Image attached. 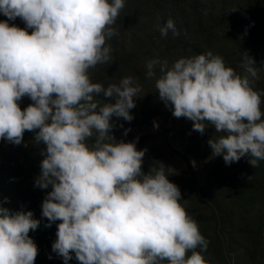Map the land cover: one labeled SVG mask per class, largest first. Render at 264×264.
Masks as SVG:
<instances>
[{
    "label": "clouds",
    "instance_id": "obj_1",
    "mask_svg": "<svg viewBox=\"0 0 264 264\" xmlns=\"http://www.w3.org/2000/svg\"><path fill=\"white\" fill-rule=\"evenodd\" d=\"M124 7L125 0H0V13L33 29L29 34L0 22V140L19 145L32 131L35 142L46 145L35 186L52 188L39 204L46 227L61 221L52 250L64 264L73 253L80 264H206L201 253L209 242L182 206L179 187L166 175L171 169L160 163L144 173L146 150L111 134L113 117L134 119L130 110L142 87L132 77L106 88L89 77V69L110 60L106 39L118 35L112 25ZM149 7L144 3L142 16ZM159 31L162 37L180 34L172 19ZM157 66L155 87L173 115L194 122L201 134L207 125L223 133L208 141L214 157L230 165L248 156L259 167L264 113L262 93L252 86L258 79L252 57L243 53V75L211 51L171 66L152 59L147 77L156 76ZM101 95L115 103H102ZM25 96L33 103L21 110ZM5 202L0 264H34L38 247L29 232L40 220L32 211L3 207Z\"/></svg>",
    "mask_w": 264,
    "mask_h": 264
},
{
    "label": "rangeland",
    "instance_id": "obj_2",
    "mask_svg": "<svg viewBox=\"0 0 264 264\" xmlns=\"http://www.w3.org/2000/svg\"><path fill=\"white\" fill-rule=\"evenodd\" d=\"M141 3L142 8L144 3L150 7L148 15L137 19L135 11ZM180 12L184 19L178 22ZM168 19L174 21L178 36L171 31L167 37L161 36L159 29ZM4 21L29 34L33 31L21 18L9 20L0 13V22ZM112 27L118 35L106 39L105 46H111L110 60L89 69L90 80L106 88L124 77H132L142 91L141 97L135 98L136 107L130 110L134 119L128 122L113 117L116 127L111 134L117 142H135L137 150H146L144 173H149L154 165L159 168L160 163L171 169L166 170V175L179 187L182 206L209 242L207 251L201 253L206 264H264L261 161L259 167L242 158L228 165L223 156L214 157L202 137L206 132L194 131V122L186 118H176L173 109L160 98L155 87L159 67L155 69V77L146 74V64L152 59L167 60L171 66L179 58L211 51L221 56L226 66L243 75L241 63L246 52L254 59L258 72V79L253 82L263 79L264 0H125V7ZM97 99L115 103L114 98L102 95ZM28 102L33 103L27 96L18 102L21 110L30 105ZM126 129H131L127 135ZM34 137L35 132L25 131L19 145L0 140V201L7 198L3 207L32 211L33 218L40 220L39 227L29 232L30 237L36 232L41 235L32 238L38 247L34 264H64L63 258L52 250L61 221L44 229L48 220L42 217L39 202L52 188L35 186L46 145L37 144ZM87 143L91 146L93 140ZM256 178L262 188L255 184ZM72 255L68 264H80Z\"/></svg>",
    "mask_w": 264,
    "mask_h": 264
},
{
    "label": "trees",
    "instance_id": "obj_3",
    "mask_svg": "<svg viewBox=\"0 0 264 264\" xmlns=\"http://www.w3.org/2000/svg\"><path fill=\"white\" fill-rule=\"evenodd\" d=\"M142 6H143V3H141L140 8L135 11V13H136L135 15H136L137 19L142 16ZM183 16H184L183 12H180L178 14V17L180 18L178 20V22H180L182 19H184ZM253 83H252V86H253L254 90H256L259 93H262V95H261V111H262V113H264V78L261 79V80H259V81H257L254 84ZM28 103L31 104L30 102H28ZM262 119H264V115H262ZM206 130H207V131H205L206 133H204V135L202 137H204V139L206 141V144L208 146H209V143H208L209 140H211L213 138L214 139L215 138H218L219 136L223 135V133H217L216 130H215V128L213 126H211V125H207ZM249 158L250 157H248V156L242 157V159L247 160V161H249ZM261 163H262V165H261L260 172L264 175V161H261ZM255 184L258 187H261L262 188V184L259 182V180L257 178H256V181H255ZM43 197H47V196H43ZM48 223H49L48 221L47 222H44V226H45L44 229L45 230L48 229V227H46V225ZM34 236L40 237L41 235L39 234V232H36L34 234ZM34 236L31 237V238H34Z\"/></svg>",
    "mask_w": 264,
    "mask_h": 264
}]
</instances>
